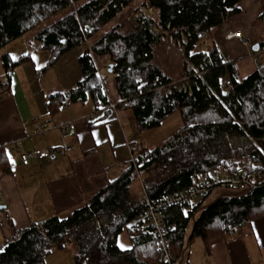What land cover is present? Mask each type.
<instances>
[{
  "label": "trees",
  "instance_id": "16d2710c",
  "mask_svg": "<svg viewBox=\"0 0 264 264\" xmlns=\"http://www.w3.org/2000/svg\"><path fill=\"white\" fill-rule=\"evenodd\" d=\"M134 1L0 0V50L38 30L36 40L50 52L51 66L96 37L79 58L83 80L67 92L72 101L90 95L108 104L93 59L108 55L122 99L118 106L132 112L140 132L161 127L176 112L183 121L180 131L152 150L145 149L136 165L129 162L118 179L84 205L65 217L17 230L0 246V264H45L55 249L71 242L75 264H161L151 227L143 219L146 200L186 191L199 182V174H233L239 167L264 183V67L233 81V89L224 94L222 80L238 69L221 62L215 43L202 45L213 29L241 13L242 0H148V13L137 14L130 30L122 32L117 26L104 32ZM260 1L264 27V0ZM75 3L81 5L65 14ZM84 26L90 27L87 36ZM165 38L183 49L185 79L176 84L154 62L155 48ZM258 44L259 51L264 49V29ZM26 59L15 62L4 56V67L11 71ZM139 178L143 197L133 193ZM217 192L216 200L207 205L202 204L204 198L166 211V222L175 227L172 250L178 264L192 225L191 240L207 239L213 228L231 233L264 203V185ZM124 232L135 242L121 251L117 245Z\"/></svg>",
  "mask_w": 264,
  "mask_h": 264
},
{
  "label": "crops",
  "instance_id": "0c3cea01",
  "mask_svg": "<svg viewBox=\"0 0 264 264\" xmlns=\"http://www.w3.org/2000/svg\"><path fill=\"white\" fill-rule=\"evenodd\" d=\"M238 7L240 14L212 30V40L241 72L240 63L245 64L257 54L250 49L263 34L260 21L263 5L260 0H242ZM224 26L243 32L249 47L238 39L226 41L223 36L218 39ZM37 34L38 31H33L25 35L23 38H28L30 43L24 49L15 50L16 55L6 46L0 50V246L13 238L17 230L55 216L65 217L118 179L130 162L129 144H142L147 149L132 112L118 106L122 99L109 73L110 56L93 55L108 104L95 102L90 95L83 101H72L67 92L83 80L80 65L78 70L77 65L72 71L61 70L57 84L49 80L47 83L45 65H50L51 57L36 40ZM86 50L83 45L68 52L71 54L68 57L76 64ZM248 52L251 55L245 56ZM39 53L42 59L38 58ZM4 56L11 61L27 59L10 71L4 67ZM253 64L249 73L258 68L255 61ZM61 65L64 69V63ZM105 77L108 79L104 80ZM111 103L116 105V111L108 108ZM71 122L75 125L74 131L59 129L60 125ZM67 146L73 147L68 154L33 160L28 166L19 158L20 152ZM136 182L133 193L143 196L142 182ZM216 198L214 193L202 204L212 203ZM192 227L180 264H264V203L251 211L249 221L231 233L213 228L207 239L191 240ZM123 234L129 237L123 241L129 250L135 239L127 232L120 239ZM135 236L137 239L138 235Z\"/></svg>",
  "mask_w": 264,
  "mask_h": 264
},
{
  "label": "built area",
  "instance_id": "2783aa9c",
  "mask_svg": "<svg viewBox=\"0 0 264 264\" xmlns=\"http://www.w3.org/2000/svg\"><path fill=\"white\" fill-rule=\"evenodd\" d=\"M83 33L87 36L90 33V27L84 26ZM223 37L226 41L234 39L241 40L245 47H249L248 41L244 39L243 32H233L228 30L226 26L223 27ZM220 56L223 64H231L233 61L231 57L220 50ZM258 68H263L264 64H260L255 60ZM108 78H104L107 80ZM241 75L238 71L234 74L226 76L222 80V91L228 94L233 89V81L238 82ZM69 104V103H68ZM108 108L116 111V105L111 103ZM93 119V116L91 117ZM62 130H75L73 122L60 125ZM142 144L133 143L128 145L130 156V163L137 164L138 156L144 151ZM73 147H58L51 148L46 151L35 150L30 152H20L19 158L23 165L28 166L33 160H45L51 157L64 156L71 152ZM255 175L247 173L243 168L239 167L234 174L222 175L221 177L211 175L206 177L204 174H199V182L192 188L179 192L173 195L166 196L157 200H146L143 211V219L151 227V234L155 241L158 250L160 261L164 264H178L172 250V236L175 232V227L166 222V211L170 208H183L189 203L197 202L204 199L212 190L219 187L233 188L240 191L254 190L263 186L264 183L254 179Z\"/></svg>",
  "mask_w": 264,
  "mask_h": 264
},
{
  "label": "rangeland",
  "instance_id": "374dc122",
  "mask_svg": "<svg viewBox=\"0 0 264 264\" xmlns=\"http://www.w3.org/2000/svg\"><path fill=\"white\" fill-rule=\"evenodd\" d=\"M147 1L148 0H136V1H134L109 26H107L104 29V32L109 31L110 29L115 28L117 26L122 32H127L128 30H130L133 26L134 19L137 16V14H139L141 11H144V13H146V14L148 13V10L145 9V7H144V4H146ZM80 5H81L80 3L79 4L75 3L72 5L71 8H69V10H67L64 13L65 14L73 13L78 9V7ZM153 15L156 18L157 12H154ZM227 29L231 30L233 32H237V31H234L229 26H227ZM36 31H38V30H36ZM222 31H223V29L220 30V32L218 33V35H217L218 39L222 38L221 37V36H223ZM23 37L13 41L12 43H10L6 46L11 52H14L12 54H14V55L18 54V53H15V50L19 51V49H24L27 45H29L30 42H28V38H23ZM213 37H214V33H212L209 37H207L202 42V45L205 47L209 46L211 43L214 42V40H212ZM260 37L261 36H258L259 39H260ZM95 40H96V37H92L91 39H87V41L84 44V47L86 49H88V48L90 49L92 46L91 44H93ZM14 45H16V46H14ZM250 50L253 51V47ZM43 51L45 53L50 54V52L48 50H43ZM222 52L225 53L223 50H222ZM69 55H71V54L67 53V54L61 56L59 58V60L61 62L57 61L56 63H54V65H51V66L50 65L48 66V64L45 65V68L48 69L44 73V78L47 79V83L49 80L50 82L57 84L59 82V77L62 76L61 70L68 71L71 69V71H72L73 67H76V65H77V70H78L79 61L76 60V64H75V60H72L71 58H69L70 57ZM250 55H251L250 52H248V54L247 53L245 54V56H250ZM42 57H43V55L41 53H39L38 58L42 59ZM50 57H51V54H50ZM245 59H248V58L245 57ZM19 60L20 59H17V60H15V62L19 61ZM255 60H258V62L260 64H264V50L263 49L260 50L259 52H257V54L254 55V57L252 59L250 58L249 60H246L245 64L240 63L241 72L239 70L238 71H239L241 77L243 75L249 74V72L253 68V65H254L253 62ZM154 62H155V64L159 65L162 68V70L173 80L174 84L181 82L185 79L183 49L179 45H177L174 41H172L170 38H165L155 48ZM221 62H222V60H221ZM62 63H64V69H62V67H63V65H61ZM231 65H234V62H232ZM17 67H19V65H17L14 69H16ZM182 127H183V121H182L181 114L179 112H176L173 115H171L170 117H168L166 120H164L161 127L156 128V129H152V130L142 131L141 132L142 139L147 144V149L152 150L153 148L157 147L161 143H163V142L167 141L169 138H171L175 133L180 131L182 129ZM217 175L219 177H221L223 175V172H219V173H217ZM224 175H230V174H224ZM139 180L142 181L141 178H139ZM135 183H137V182H135ZM135 185H137V184H135ZM224 188H227V187H219V188L212 190L205 197V199H207L209 196H211L212 193L213 194L215 193V196H219L218 195L219 192H217V191L222 190ZM214 191H216V192H214ZM232 192H235V191L232 190ZM125 239L129 240V237L126 234H123L121 236V239L119 237L118 243L120 240L121 244L124 245L123 241ZM74 253H75L74 243H72V242L67 243V245L65 246L64 249H62V250L55 249L46 258L45 264H75ZM159 259H160V256H159ZM160 263L164 264L161 261H160Z\"/></svg>",
  "mask_w": 264,
  "mask_h": 264
},
{
  "label": "snow or ice",
  "instance_id": "6c2138e0",
  "mask_svg": "<svg viewBox=\"0 0 264 264\" xmlns=\"http://www.w3.org/2000/svg\"><path fill=\"white\" fill-rule=\"evenodd\" d=\"M25 55H27V53H25ZM5 155H8L7 150H5ZM9 159H10V157H9ZM128 227H131V225H128ZM117 246L121 249V251L126 250V247L124 245H122V244H119L118 243ZM3 251H4V249L3 248H0V252H3Z\"/></svg>",
  "mask_w": 264,
  "mask_h": 264
},
{
  "label": "water",
  "instance_id": "95a60500",
  "mask_svg": "<svg viewBox=\"0 0 264 264\" xmlns=\"http://www.w3.org/2000/svg\"><path fill=\"white\" fill-rule=\"evenodd\" d=\"M259 49H260L259 44H255L254 47H253V51H254L255 53H257V52H259ZM112 71H113V65L111 64V65L109 66V73L111 74Z\"/></svg>",
  "mask_w": 264,
  "mask_h": 264
},
{
  "label": "bare ground",
  "instance_id": "6f19581e",
  "mask_svg": "<svg viewBox=\"0 0 264 264\" xmlns=\"http://www.w3.org/2000/svg\"><path fill=\"white\" fill-rule=\"evenodd\" d=\"M241 212H245V211H241Z\"/></svg>",
  "mask_w": 264,
  "mask_h": 264
}]
</instances>
